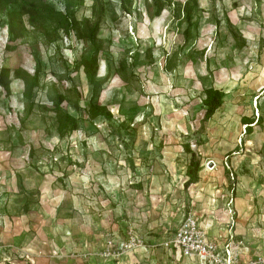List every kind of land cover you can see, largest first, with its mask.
<instances>
[{
  "label": "rangeland",
  "instance_id": "obj_1",
  "mask_svg": "<svg viewBox=\"0 0 264 264\" xmlns=\"http://www.w3.org/2000/svg\"><path fill=\"white\" fill-rule=\"evenodd\" d=\"M68 1L69 31L0 13V264H199L165 246L189 212L264 256V0Z\"/></svg>",
  "mask_w": 264,
  "mask_h": 264
},
{
  "label": "trees",
  "instance_id": "obj_2",
  "mask_svg": "<svg viewBox=\"0 0 264 264\" xmlns=\"http://www.w3.org/2000/svg\"><path fill=\"white\" fill-rule=\"evenodd\" d=\"M31 2V3H30ZM21 8V11L17 9ZM161 12V9L158 10ZM72 12V4L68 1L65 5L64 11L57 9L48 0H0V13L5 14L9 17L8 20V29L11 34L15 30V21L20 19L22 16H29L30 22L34 25L36 20H50L57 23L60 28L69 31L68 29L73 27L74 20L69 15ZM84 71L91 85L95 87L100 84V81L96 79L97 70L99 67V58L94 55L91 59L84 61L82 63ZM25 83L28 84L30 80L35 81V85L39 84V74L31 76L26 74L22 76ZM6 88L9 90V86L6 84ZM206 97L204 100V105L206 107L205 119H210L214 114L224 105L225 92L221 89L215 87H210L205 91ZM32 96L30 90H26L25 97L29 99ZM56 113L61 117L63 112L61 109V102L57 103ZM89 113L93 117L104 116L107 113V108L98 103H92L89 107ZM74 122V121H73ZM249 122H247L248 124ZM252 123V122H251ZM189 153L191 154L190 165L187 170L188 180L184 183L185 190H188L193 184H196L200 181V172L202 170V161L200 157L188 148Z\"/></svg>",
  "mask_w": 264,
  "mask_h": 264
},
{
  "label": "built area",
  "instance_id": "obj_3",
  "mask_svg": "<svg viewBox=\"0 0 264 264\" xmlns=\"http://www.w3.org/2000/svg\"><path fill=\"white\" fill-rule=\"evenodd\" d=\"M220 237H211L200 224L195 213H187L173 236L165 246L191 261L199 264H264V256L247 257L243 240L236 241L235 235L229 233L225 241ZM141 239L131 237L121 242L122 247L133 248L141 245ZM112 241L107 254H111Z\"/></svg>",
  "mask_w": 264,
  "mask_h": 264
},
{
  "label": "crops",
  "instance_id": "obj_4",
  "mask_svg": "<svg viewBox=\"0 0 264 264\" xmlns=\"http://www.w3.org/2000/svg\"><path fill=\"white\" fill-rule=\"evenodd\" d=\"M246 249H247V246H246ZM246 252H248V251H246ZM256 256H259V255H250V254L248 253V256H247V257H256Z\"/></svg>",
  "mask_w": 264,
  "mask_h": 264
}]
</instances>
